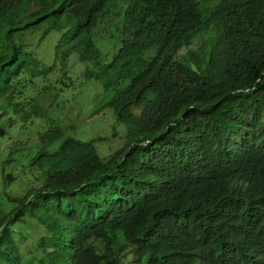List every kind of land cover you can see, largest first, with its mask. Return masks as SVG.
Listing matches in <instances>:
<instances>
[{"label":"trees","instance_id":"obj_1","mask_svg":"<svg viewBox=\"0 0 264 264\" xmlns=\"http://www.w3.org/2000/svg\"><path fill=\"white\" fill-rule=\"evenodd\" d=\"M114 1L0 0V118L44 117L34 77L16 81L51 72L25 45L55 30V57L97 68L85 78L127 127L105 159L103 138L41 135L44 184L0 199V264H264V0ZM106 23L120 46L102 63ZM26 228L38 237L22 254Z\"/></svg>","mask_w":264,"mask_h":264},{"label":"rangeland","instance_id":"obj_2","mask_svg":"<svg viewBox=\"0 0 264 264\" xmlns=\"http://www.w3.org/2000/svg\"><path fill=\"white\" fill-rule=\"evenodd\" d=\"M128 1L115 0L110 9L121 14ZM60 34L51 31L39 45L26 38L25 50L39 61V69L52 66V70L47 75L36 77L29 69L16 81L24 83L27 78L34 77L26 96L37 100L46 112L44 117L32 116L29 120H23L22 111L14 114L13 108H5L0 118V125L6 131L5 136L0 137V199L4 202L5 195L21 198L44 184L46 171L31 162L39 151L52 150V146L45 143L37 144L45 132L60 130L63 137L84 142L103 138L95 143V148L104 159L125 144L126 125L115 120L112 110L102 107L107 100L102 82L85 78L87 69L97 68L78 62L75 54L67 60L55 57V45ZM93 38L105 57L104 60L102 57V63L110 61L120 46L118 30L106 23L94 31ZM3 108L0 106V112ZM33 197L38 198L37 195ZM45 228H40L36 234ZM28 229L19 231L22 236L17 244L22 254L36 248L34 241L38 236L29 234ZM119 259L125 263L132 259V254L125 250L119 253Z\"/></svg>","mask_w":264,"mask_h":264},{"label":"water","instance_id":"obj_3","mask_svg":"<svg viewBox=\"0 0 264 264\" xmlns=\"http://www.w3.org/2000/svg\"><path fill=\"white\" fill-rule=\"evenodd\" d=\"M29 80L31 81L32 79L30 78Z\"/></svg>","mask_w":264,"mask_h":264},{"label":"clouds","instance_id":"obj_4","mask_svg":"<svg viewBox=\"0 0 264 264\" xmlns=\"http://www.w3.org/2000/svg\"><path fill=\"white\" fill-rule=\"evenodd\" d=\"M264 234V233H263Z\"/></svg>","mask_w":264,"mask_h":264}]
</instances>
